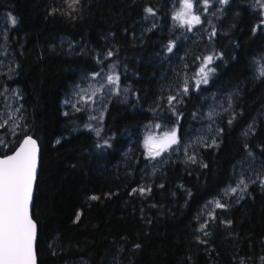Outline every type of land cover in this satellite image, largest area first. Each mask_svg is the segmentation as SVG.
Masks as SVG:
<instances>
[{
	"label": "trees",
	"instance_id": "obj_1",
	"mask_svg": "<svg viewBox=\"0 0 264 264\" xmlns=\"http://www.w3.org/2000/svg\"><path fill=\"white\" fill-rule=\"evenodd\" d=\"M172 2L0 0L11 55L0 101L17 92L22 114L0 155L26 135L41 147L38 264H264V180L226 192L248 159L264 177V9L228 0L188 31L171 22ZM148 8L159 19L144 30ZM105 72L119 89L88 126L65 101ZM149 123L177 128L180 144L209 132L192 157L174 149L154 164Z\"/></svg>",
	"mask_w": 264,
	"mask_h": 264
},
{
	"label": "rangeland",
	"instance_id": "obj_2",
	"mask_svg": "<svg viewBox=\"0 0 264 264\" xmlns=\"http://www.w3.org/2000/svg\"><path fill=\"white\" fill-rule=\"evenodd\" d=\"M256 2L264 9V0H256ZM183 3L184 0H173L171 5L170 19L173 24L179 27H185L186 30L189 31L188 25H182L179 21L173 19L176 13L179 12L183 7ZM221 3H223L221 0H207V3H205V0H193V14L200 16L201 23L205 17L208 19V21H210L216 8ZM158 19L159 18L155 15L150 14L145 19V28L143 29L146 30L156 26ZM9 23L10 22L8 19L2 18L0 20V75L4 73L6 79L11 77V55L7 47ZM196 26L197 25H192L190 30ZM207 63L208 61L206 58L200 69L204 68L205 73H207L208 80L210 70L207 67ZM200 69L198 70L195 78L197 82H203V74L201 73ZM109 77L112 78V82L109 81ZM118 89V79L115 75L109 72L93 74L86 77V82L83 86H78L72 91L65 101V106H67L69 110L73 111L84 110L87 117L90 119V123L87 125L93 126L99 123L104 105ZM124 91H127L126 87H124ZM4 93L5 95L3 101H0V144L6 147L9 146V139L13 138L19 132L22 114L19 104V94L17 92L11 94L9 91H5ZM228 99V96L223 99H219L217 104L220 103V106H222V101ZM173 130L176 131L178 140L177 128H160L158 124H147L143 129L144 145L145 141L148 140L149 137H152L153 151H158L162 146L161 141L165 137V134L171 133ZM208 132L209 131L207 128L198 130L197 132L188 136L182 142V144H180L178 140V143L170 145L166 151L161 152V155L155 157L154 159L148 155V148L145 146L146 153L154 164H158L160 160L163 159L164 155L169 152V150L174 149H181L186 154V156L192 157L196 147L207 139ZM262 174L263 173L260 165L257 163L255 164V162H253L251 159H248V161L238 169L235 182L228 188V190H226V192L243 196L246 194L249 186L253 184V182L264 180ZM232 189H235L236 191L233 192Z\"/></svg>",
	"mask_w": 264,
	"mask_h": 264
},
{
	"label": "snow or ice",
	"instance_id": "obj_3",
	"mask_svg": "<svg viewBox=\"0 0 264 264\" xmlns=\"http://www.w3.org/2000/svg\"><path fill=\"white\" fill-rule=\"evenodd\" d=\"M221 2L227 3L228 0ZM193 7V0H184L183 7L173 17L182 25H188L189 30L192 25L201 23L200 16L193 14ZM146 11L155 15L151 8ZM167 50L171 52L172 46ZM207 61L211 63L212 57H207ZM200 71L203 74V83L207 84V73L204 68ZM260 74L264 76V69ZM109 81L112 82L111 77ZM184 91H188L187 87ZM152 140L153 138L149 137L145 141V146L148 148V155L153 159L160 156L161 152L166 151L170 145L178 143L175 130L165 134L158 151H153ZM37 151L36 141L28 138L14 155L0 159V264H37L34 249L36 224L29 215ZM232 191L236 190L232 189ZM92 198L96 199V197ZM217 207L223 205L217 203Z\"/></svg>",
	"mask_w": 264,
	"mask_h": 264
},
{
	"label": "water",
	"instance_id": "obj_4",
	"mask_svg": "<svg viewBox=\"0 0 264 264\" xmlns=\"http://www.w3.org/2000/svg\"><path fill=\"white\" fill-rule=\"evenodd\" d=\"M28 138H31L32 140H35L36 141V147L38 149L37 154H36V172H35V179H34L33 184H32V197H31V201H30V204H29V215H30L31 219L33 220V222L36 224V237H35V241H34V249H35V253H36V261H37V264H38L37 251H36V243H37V236H38V227H37V223L35 222V220L32 217V207H33L35 187H36V183H37V179H38V174H39V170H40L41 147L39 145L38 140L35 137H33L32 135H26L25 137H23V139L21 140V142L19 143V145L16 147V149L12 153H10L8 155H5V156L0 155V159H4V158H6L8 156L14 155L20 149L21 145H23L24 140H26Z\"/></svg>",
	"mask_w": 264,
	"mask_h": 264
}]
</instances>
